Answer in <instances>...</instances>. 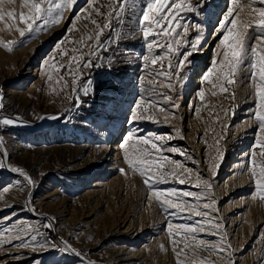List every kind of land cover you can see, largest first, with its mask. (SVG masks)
<instances>
[{"label":"rangeland","instance_id":"obj_1","mask_svg":"<svg viewBox=\"0 0 264 264\" xmlns=\"http://www.w3.org/2000/svg\"><path fill=\"white\" fill-rule=\"evenodd\" d=\"M113 4L119 7L115 0H78L72 9L64 10L58 25L49 24L38 33L26 32L21 37L16 28H25L19 21L21 12L28 13L24 0L0 3V12L5 16L0 21V91L4 104L0 117H19L24 121L20 126H0L5 142L0 148V161L4 164L0 168V189H7L0 191V238H11V243L0 247V262L81 264L71 254L40 247L46 238L62 246L63 238L85 254L84 264L88 260L96 264H177L178 261L229 264V255L235 264H264V201L259 198L248 164L251 152L260 151L254 147L255 141L264 138V133L258 131L259 122L253 118L255 87L244 79L247 72L235 77L237 83L225 85L228 91L224 93L201 80L212 59H219L215 52L221 51L217 48L220 35H212L217 14L232 7L236 30L247 34L251 46L258 42L260 29L256 25L261 19L258 9L264 8V4L260 0H236L234 5L230 0H213L207 15L184 13V21L203 26L199 33L191 29L188 39L195 42L197 34L202 39L198 50H192L191 64L184 69L183 80H172L175 91L169 90L166 82L162 83L163 77L157 78L155 85L149 83L154 77L148 73L161 70L160 63L156 66L149 63L147 68H142L141 57L148 55V49L139 21L147 0H129L122 21L115 18ZM8 11L14 12L15 20L7 17ZM109 12L112 28L104 31L101 46L97 47V26L92 20L102 27ZM72 24L75 27L69 30ZM58 41H63L59 48ZM5 43H11L13 50L5 49L2 46ZM93 47L100 57L94 63L99 62L102 67L85 69L76 75L75 87L85 103L73 107L76 93L72 91L73 77L67 62L73 55L87 59ZM65 49L68 54L62 56ZM162 51L153 49V54ZM109 58L111 67H108ZM46 59L47 65L43 63ZM54 64L59 71L51 67ZM77 66L73 62V69ZM49 70L51 80L47 79ZM141 76L143 80L138 79ZM88 79L92 85L84 96L82 89ZM200 90L205 92L203 100L198 96ZM157 92L170 95L173 100L165 102ZM141 96L150 97L168 109L161 113L150 108L149 114H154L158 122L131 120L133 105ZM172 103L179 106L174 116ZM51 116L60 118L47 119ZM130 134L134 135L133 141L128 142L130 155L138 154L133 147L137 143L135 137L160 135L166 139L157 143L175 147L194 158L195 162L177 153L164 152L182 162L184 167L178 173L190 179L183 185L173 179L168 183L153 182L154 187L164 191L173 188L205 191L203 184L199 188L193 186L198 172L202 174L213 185L207 201L214 196L217 202L214 206L219 212L212 216L225 224L224 244L230 241L231 249L213 250L221 246V239L211 231L196 233L199 239L211 242L196 248L191 245L198 240H191L183 229L174 228L173 232L179 235L173 243L167 231L169 223L195 226V221L204 218L195 216L187 207L183 213L175 209L165 212L154 199H148L145 178L123 160L121 143ZM4 151L9 154L7 159L2 156ZM262 161L264 157H257V163ZM215 163L220 164L219 169H215ZM9 167L22 168L35 185L29 187L23 176L9 171ZM121 168L126 174L119 171ZM185 168L192 171L185 172ZM164 170L169 168L166 166ZM256 170L259 172V167ZM181 199L196 203L194 197ZM204 202L205 198H201L199 203ZM49 222L53 230L43 227ZM32 236L36 237L35 241ZM185 240L189 247H184ZM173 248L176 252L184 250L177 257Z\"/></svg>","mask_w":264,"mask_h":264},{"label":"snow or ice","instance_id":"obj_2","mask_svg":"<svg viewBox=\"0 0 264 264\" xmlns=\"http://www.w3.org/2000/svg\"><path fill=\"white\" fill-rule=\"evenodd\" d=\"M11 2V0H10ZM78 0H24V4L28 8V13L25 14L21 12L19 14V21L25 24V28L17 27L16 31L19 32L21 37H24L26 32L31 34L33 32H40L42 29L47 27L49 24L58 25L62 18L65 9H72ZM119 4L116 8L115 4L111 5L116 13V19L119 21L123 20V15L126 12L125 5L129 3V0H115ZM3 3V0H0ZM231 4H235L236 0H230ZM261 4H264V0H260ZM213 6V0H147L146 7H144L142 12V18L139 21L140 28L142 30V38L146 42V47L148 49V55H143L141 57L144 62L142 68H147L149 63L151 66H156L158 63L161 65V70H156L155 72H149L154 79L149 81L150 84L155 85L157 78L163 77L164 81L169 90L175 91V87L172 80L176 78L178 81L183 80L184 69L191 64L189 57L193 55L192 50H198L197 45L201 41L202 37L197 34L194 37L195 42L188 39V33L191 29H196L197 33L202 30V24H190L184 21L183 14L189 13L194 16L207 15L209 9ZM234 9L232 7L227 8L226 11L217 14V20L215 26L212 30V35H220V39L217 42V48L221 51H216L215 56L219 57L213 58L210 67L202 75V82H206L211 85L212 89H218L220 93L228 91L225 85H233L237 83L235 77L241 72H247L248 75L244 77L255 87L254 95L256 97L255 109L253 110V118L258 121V131L264 133V8L258 9L260 20L256 27L260 29V34L257 37L258 42H254L251 46L248 43L247 34H241L236 30L237 21L233 17ZM56 13L53 16V13ZM99 13V10L97 9ZM7 17L15 20L16 16L13 11L7 12ZM232 17V19H230ZM112 13H108V19L101 27L95 20H92L93 24H96L97 31L95 35V40L97 42V47L101 46L100 37L104 34L106 29L110 30L112 28L111 24ZM5 16L3 12H0V21H3ZM77 17H73V20ZM42 22V23H37ZM34 25L36 26L34 28ZM11 27V26H9ZM75 27L74 24L69 25V30ZM92 37L90 36L89 39ZM151 38V39H150ZM63 43V41H58L56 47ZM8 51H12L11 43H5L2 45ZM153 49L163 50L160 54H153ZM183 49V51H182ZM74 52L79 51V49H73ZM67 50H63L61 55H67ZM54 59V58H53ZM94 59L99 60V54L96 52V48H90L87 59H77L76 55L69 58L67 62L68 72L72 75V91L76 93V98L73 103V107H78L85 103L81 99L79 91L76 89L75 85L77 83L76 75L82 74L85 69L90 68H100L102 64L97 62L94 63ZM167 61V67L164 68V62ZM75 62L78 66L73 69L72 65ZM47 65L49 62L46 59L43 62ZM51 67H56L59 71L57 65H52ZM108 67H111V59L109 58ZM47 79L51 80L50 70L47 74ZM63 79V77H61ZM138 79L143 80V76ZM83 87V95L87 96L89 93L90 86L92 85L91 79L85 81ZM67 87V82L64 84ZM216 95V91L212 92ZM157 95L163 97L165 102H171L173 97L166 95L161 92H157ZM232 98L235 99V93H232ZM198 96L201 100L205 97V92L200 90ZM2 91H0V110H3L4 104L2 102ZM135 111L132 114L131 120H152L153 122H158L154 114H149L150 108L153 110L158 109L159 112H167L168 109L159 105L157 102L153 101L150 97L146 98L141 96L133 105ZM178 105L172 103V115L174 116L175 110L178 109ZM197 112L199 109L196 110ZM60 117L51 116L47 119H59ZM165 120L168 119L167 116L164 117ZM24 123L19 117L13 119L10 117H0V126H20ZM168 138H171L170 136ZM134 135L130 134L122 141L121 147L123 148V160L128 165L130 169L134 172H139L143 176L144 184L149 188L148 199H154L158 206L165 212L169 209H175L181 213L185 211L187 207L189 211L195 214L197 217H203L204 219L195 221V226L188 225H173L169 223L167 225V231L170 236L173 237V243H175L174 237L179 235V233H174V228L183 229L184 233L188 234L189 239L198 240V243L192 244V247L199 248L201 245H206L211 243L203 239H199L196 233H204L206 231H211L212 235H220L221 246L219 248L213 249L218 252H227L231 249V242L227 241L226 246L224 244L225 238L227 237V231L225 224L221 220L216 221V218L212 216L213 213L219 212V208L215 207L216 201L214 196L211 198L210 202L207 201L209 194L212 191V183L204 178L202 174L198 172L197 179L193 185L199 188L201 184L205 186V191L192 192L184 189L177 190L175 188L164 191L158 190L154 187L155 183H168L169 179L177 181L179 184L183 185L186 179H190L189 176H185L184 173H178V170L183 166L181 161L173 160L170 156L164 155V152L177 153L180 156L193 160L187 152H181L177 148L172 146L165 147L162 143H157V141H164L165 136L157 135L154 138L151 136H138L135 137L137 143L133 145L136 149L137 155H130L128 142L133 141ZM150 146L149 147H142ZM5 146L3 135H0V148ZM255 148H259V153L252 151L248 157V164L251 167V176L255 178V188L259 194V198L264 201V161L257 163V157H264V138L257 139L254 143ZM4 159L9 157L7 151L2 153ZM223 153H220V159L222 160ZM169 170L165 171V167ZM4 164L0 161V168H3ZM215 169H219L220 164L215 163ZM257 167H259V172H257ZM9 171L19 173L26 180L29 187L35 185V181L26 173L22 168L19 167H9ZM119 171L122 174L125 173V169L121 168ZM192 169L185 168V172H191ZM216 173L214 172V177ZM7 189H0V191H6ZM181 197H194L196 203L191 204L188 200L181 199ZM201 198H205L206 202L200 205ZM31 203V201H29ZM201 209H208L210 211H203ZM212 217L211 219H208ZM55 218L53 217L52 220ZM210 226V227H206ZM44 228L53 230V224L51 222L43 225ZM220 230H223L221 234ZM5 231H9L5 229ZM18 234V237L19 238ZM33 241L36 240L35 236H32ZM11 243L10 237L0 238V247ZM61 245H58L51 240L46 238L45 243L41 244L42 248H51L52 250H58L65 254H71L76 258L81 260V264H84L83 257L85 254L72 246V244L61 238ZM25 246V245H22ZM184 247H189L188 240L184 241ZM183 248L176 252L175 248L173 251L176 256L179 257L183 252ZM234 251V250H233ZM229 264H235L231 259V255L228 256ZM2 264V262H0ZM39 264V262H37ZM87 264H96L95 261L88 260ZM177 264H180L178 261Z\"/></svg>","mask_w":264,"mask_h":264}]
</instances>
